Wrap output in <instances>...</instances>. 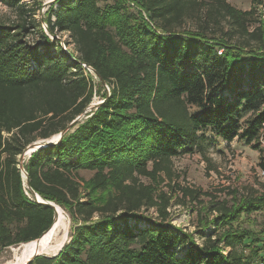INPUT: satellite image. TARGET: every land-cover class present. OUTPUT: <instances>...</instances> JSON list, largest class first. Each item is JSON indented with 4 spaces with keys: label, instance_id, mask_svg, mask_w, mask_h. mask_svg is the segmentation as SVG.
Segmentation results:
<instances>
[{
    "label": "trees",
    "instance_id": "obj_1",
    "mask_svg": "<svg viewBox=\"0 0 264 264\" xmlns=\"http://www.w3.org/2000/svg\"><path fill=\"white\" fill-rule=\"evenodd\" d=\"M1 1L13 18L0 19V250L52 226L36 193L72 225L57 256L30 264H264V225L238 226L264 214V194L172 186V159L205 157L208 133L259 149L264 14L227 0H56L40 23L47 0H33L37 10ZM96 96L97 110L27 158L24 179V150L59 135ZM176 194L210 198L194 232L168 222Z\"/></svg>",
    "mask_w": 264,
    "mask_h": 264
},
{
    "label": "rangeland",
    "instance_id": "obj_2",
    "mask_svg": "<svg viewBox=\"0 0 264 264\" xmlns=\"http://www.w3.org/2000/svg\"><path fill=\"white\" fill-rule=\"evenodd\" d=\"M235 8L248 11L252 8L257 10V15L264 14V0H227ZM261 1L262 5L255 2ZM32 9H36L33 0H25ZM37 10V9H36ZM47 8H41L36 13V20L41 23L42 16ZM12 17L11 10L0 0V19L8 20ZM43 26V24H42ZM187 29L193 28V23H187ZM62 40L68 39L66 34L61 35ZM71 48H73L71 46ZM96 81V77L92 75ZM102 102L101 96L94 98V103ZM264 133V131H263ZM207 138L211 145L207 147L206 156L198 153L182 154L172 159V169L175 174L172 186L179 184L181 187H188L199 190L202 193L212 194L213 196L224 199L228 190H239L240 193L257 192L264 194V138L259 140V149H254L253 145H246L243 141L235 140L232 143H225L220 139H216L211 133L207 134ZM20 158V157H19ZM79 176L85 180H89L92 172L81 171ZM145 184L150 181L142 178ZM161 189L168 191L163 185ZM177 195V194H176ZM210 203V198L201 196L199 201L183 200L181 195L173 197L171 206L168 209V222L172 227L182 229L186 232H194L197 223V214ZM63 213V212H62ZM66 227L69 232L71 222L66 213ZM157 217L152 210L149 216ZM257 222L252 225V222ZM264 225V214L256 213L249 218L243 217L240 227L244 229H260ZM62 231V232H61ZM59 232V236L63 235L64 230ZM198 243H201L196 236ZM68 242V241H67ZM66 242V243H67ZM20 246H12L0 250V264H10L15 259V252Z\"/></svg>",
    "mask_w": 264,
    "mask_h": 264
},
{
    "label": "water",
    "instance_id": "obj_3",
    "mask_svg": "<svg viewBox=\"0 0 264 264\" xmlns=\"http://www.w3.org/2000/svg\"><path fill=\"white\" fill-rule=\"evenodd\" d=\"M56 0H47L44 4H43V8H48L50 7L52 4H54ZM43 28L45 29L46 31V25L45 23H43ZM47 32V31H46ZM58 38V37H57ZM62 46L64 47L65 51H67L65 45L62 43ZM85 67H87L86 65H84ZM88 71L92 72L96 78H98V76L94 73V71L87 67ZM102 84L105 86L108 94H109V89L107 88V86L105 85V82L104 81H101ZM104 103V101L100 102V103H92L88 109L80 116L78 117L77 119H75L74 121H72L67 127L66 129L61 132L59 135H57V138H51L49 140H44V141H38V142H35V143H32L31 145H29L23 152V154L20 156L19 158V162H20V166H19V169L21 170L22 174H23V177L24 179L27 180L28 178V175L24 169V163L25 161L27 160V158H29L31 156V154H33L34 152H36L38 149H41V148H46L47 146L51 145V144H57L58 142H60L63 138V136L69 132L70 130H72V128H74L76 126V124L81 121L84 117H86L87 115H89L91 112L97 110L102 104ZM28 188V185L26 186ZM29 189V188H28ZM34 197H35V200L37 203H40V204H43L45 206H48L49 208L53 209L54 211V222L52 224V226L47 230L45 231L40 238H38L37 240H35V242L39 245L42 238L48 234L52 229L53 227L55 226V224L58 222V219H59V210H62L63 209L59 206H57L55 203H52V202H48V201H45L43 200L38 194H34ZM64 213V211H63ZM66 244V243H65ZM64 247V245L62 246V248ZM61 248V250H62ZM60 250V251H61ZM59 251V252H60ZM59 252L57 254H53L52 256H47V257H55L59 254ZM40 256H46V255H40L38 253V251L32 255L31 258H29L25 264H30L32 263L33 260H35L37 257H40Z\"/></svg>",
    "mask_w": 264,
    "mask_h": 264
},
{
    "label": "bare ground",
    "instance_id": "obj_4",
    "mask_svg": "<svg viewBox=\"0 0 264 264\" xmlns=\"http://www.w3.org/2000/svg\"><path fill=\"white\" fill-rule=\"evenodd\" d=\"M57 138V135L54 137ZM59 210V219L53 229L46 234L40 244L35 241L28 244H23L15 252V259L10 264H25V262L32 257L37 251L40 255L52 256L57 254L63 245L68 241V230L66 227V216ZM64 230L63 235L59 236V232ZM62 232V231H61Z\"/></svg>",
    "mask_w": 264,
    "mask_h": 264
},
{
    "label": "built area",
    "instance_id": "obj_5",
    "mask_svg": "<svg viewBox=\"0 0 264 264\" xmlns=\"http://www.w3.org/2000/svg\"><path fill=\"white\" fill-rule=\"evenodd\" d=\"M222 52H223V50H220L219 51V54L221 55L222 54ZM83 67L85 68V69H87V67H85L84 65H83ZM88 70V69H87ZM90 72V71H89ZM92 75H94L92 72H90ZM95 76V75H94ZM263 131H264V129H263Z\"/></svg>",
    "mask_w": 264,
    "mask_h": 264
}]
</instances>
